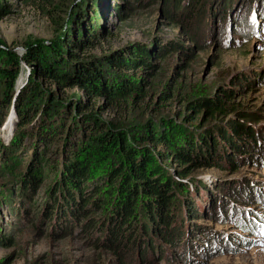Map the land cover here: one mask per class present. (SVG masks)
I'll return each mask as SVG.
<instances>
[{
  "label": "rangeland",
  "instance_id": "rangeland-1",
  "mask_svg": "<svg viewBox=\"0 0 264 264\" xmlns=\"http://www.w3.org/2000/svg\"><path fill=\"white\" fill-rule=\"evenodd\" d=\"M205 1L188 21V7L168 18L173 5L166 7L167 0H0V69L6 66L19 73L10 106L0 109V141L7 147L15 144L9 148L7 162L2 163L4 158L0 156V264H264V233L257 229L242 231L238 222V208L245 210L244 216L250 222L264 216V147L245 148V161L238 158L236 169L224 171L228 165L216 163L222 168H199L181 178L179 173L188 166L183 167L172 158L164 160L162 155L170 151L167 146L147 140L149 131L164 123L193 130L205 115H198L196 120L190 102L222 95L225 88L234 91L235 108L260 115L252 126L264 134V23L260 35L250 29V24L258 21V14L252 12L253 3L264 12V0H226V6L225 0ZM115 4L123 7L124 16L118 14ZM89 30L95 37H88L80 47H65L68 53L64 57L70 59L71 67L95 65L113 84L128 78L135 89L127 98L94 96L80 86L58 83L46 74L34 76L33 73H41L38 62L32 66L25 62L17 67L10 64L12 57L35 53L50 59L56 45L61 47L60 42H76L78 31L87 34ZM169 42L183 53L155 56L151 60L155 69L149 73L107 62L111 57L119 61L138 47L156 52L159 43ZM30 79L45 93V98L54 96L68 117L66 128L52 144L41 140L44 105L31 123L19 127L17 102ZM234 118L221 117L211 124H226ZM74 121L100 126L96 131H84L80 126L70 134ZM107 129L127 137L140 156L151 152L156 166L172 174L179 184L190 185L189 197L196 212L190 219L184 205L182 209L178 205L175 212L179 224L184 225L178 230L181 238L190 237L192 245L186 239L172 247L164 246L159 238H154L153 243L159 242L160 250H148L142 255L140 251L145 250L140 246L126 243L125 249L124 245H116L119 240L106 244L105 225L114 218L118 202L117 184L113 189L110 179L122 160L118 152L105 162L94 158L88 184L91 196L86 202L95 197L93 187H102L94 199L99 200L94 202L97 208L89 203L85 206L86 215L70 222L69 213V217L64 213L68 207L73 208L75 201L69 197L60 198L52 213L54 187L69 155L67 142L79 140L84 146L93 147L90 132ZM247 155L253 158L246 159ZM195 183L202 186L196 188ZM218 195L225 197L226 202L220 205ZM143 214L139 208L136 221L131 222V226L146 225L144 236L136 234L142 241L152 227ZM122 227L126 230L130 222ZM118 248L124 249L122 255L116 252Z\"/></svg>",
  "mask_w": 264,
  "mask_h": 264
},
{
  "label": "trees",
  "instance_id": "trees-1",
  "mask_svg": "<svg viewBox=\"0 0 264 264\" xmlns=\"http://www.w3.org/2000/svg\"><path fill=\"white\" fill-rule=\"evenodd\" d=\"M204 1L205 0H167L166 3L168 5L166 7L173 5L172 14L168 12L167 17L172 19V17H176L177 12H179L181 8L188 7L190 15L187 20L190 21L193 14L199 12L201 7L203 8ZM207 1L209 3L210 0H206L205 2ZM226 4L227 2L225 0L224 5L226 6ZM253 5L255 9H253L252 12L254 11L258 14V22L264 23V12L262 7L260 5L257 6L256 2H254ZM114 7L120 16H124L122 15L124 14L122 6L115 4ZM213 14L215 18V12ZM259 25V23L258 25L257 23L250 24L251 31L256 30L258 35L262 33V29ZM75 35L76 33L74 32L72 38H74ZM77 36L76 42L71 41L66 44L65 41H63L60 42L61 47L56 45L54 48L55 53L50 56V59L42 58L41 55L40 57L38 53H35L24 57H12L10 64L17 67L21 62H25L32 66L33 62H38L42 67V69H40L41 73H33L34 76L37 74H46L49 78L56 80L58 83L80 86L94 96H104L116 100L127 98L131 94L130 91L135 89L128 78L122 79L118 84H113L107 79L102 70H99L95 65L71 67L70 59L64 57V55L68 53V49L64 50V48L80 47L81 44L83 45L86 43L89 38H94L95 34H93V30H89L87 34L83 31H78ZM179 52L183 53L180 48L172 42L163 45L159 43L156 52H153L147 47H138L131 51L129 56L121 57L119 61L111 57L107 59V62L111 65L117 64L119 67L128 70L142 68L149 73V70L155 69V65L151 62L155 56L165 57L168 54ZM8 68L9 67L5 66L0 69V91L3 90L2 94H4V97H0V109L10 106L12 102V89L19 75L18 72H13ZM260 76L262 75H258V77ZM35 86L37 85L30 79L18 98L17 116L20 121L19 127L31 123L35 119V115L39 112L40 107L44 105L42 108V116L45 121L42 125L41 140L45 143H51L53 140L56 141L59 139L57 136L66 128L68 117L67 115H63L64 111L61 109L62 106L58 104L54 96L45 98V93L38 89L39 86ZM234 99V91L226 88L223 89L222 95L195 99L190 102V107L194 110L195 114V116L192 115V117L194 116L197 120L198 115L200 116V114L204 113L205 116L200 119L201 122L199 121L196 126H194L193 130H188L181 125L171 122L164 123L162 126L153 127L149 131L150 139L147 140L152 141L154 144L159 143L167 146L170 151L164 153V157L162 155L164 160L172 158L183 167L188 166L186 169L183 168L184 170L179 173L181 178H186L189 174L199 170V168H222L216 163H225V165H228V169L223 168L224 171L231 170L232 168L236 169L237 164L240 162L237 160L238 158L241 159V161H245L243 158L245 155V148L248 147L247 149H249L251 146V150H257L259 147H264V134L252 126L255 122L259 121L260 115L240 107L235 108L236 105L233 103ZM229 115H234L235 118L229 120L226 124H211L213 120H219L221 117H228ZM80 126L84 128V131L86 129L96 131L100 125L97 123L95 126H88L86 122L81 123L74 121V125L69 128L71 130L70 134L77 132ZM94 133L96 134L94 135ZM89 136V140L91 139L90 141L93 147H86L79 140L71 141V143H69V141L67 142L69 145V155L65 162L64 171L61 173L60 181L56 182V187H54L56 192H54L55 197L53 200L54 204L51 208L53 210L52 213L55 211L54 207H58L60 198L68 199L70 197L73 202L75 201L73 208L68 207L67 211L64 213V216H68L67 213H69L72 220L70 222L73 223L80 220L84 216L83 214L86 215L88 210H86L85 206L89 203L92 202L91 204L97 208L94 202H99V200L94 201V199L103 190L102 187L99 189L98 186L93 187V189L96 190L95 197L90 198V200L86 202V199L91 196L88 184L90 170L95 161L94 158L96 157L100 162H105L118 152L122 160L120 161V166L115 168L110 176L113 189L115 188V183L117 184L116 191L118 192V202L114 218L109 220L105 225L106 244L113 245L114 242L119 240L116 245H124L125 249H127V245H136L135 247L140 246L145 250L143 252L140 251L142 255H146L148 250H153L154 252L160 250L159 242L153 243L154 238H159L161 243H164V246L169 245L172 247L177 242L184 243L186 239L189 242L188 244L192 245L194 241L190 243V237L184 240L181 238L179 231L182 230L184 225L183 223L179 224V218L178 215H176L178 212L176 210L178 205L179 209H182V205L187 207L189 219L190 216L196 212L189 197L191 192L190 185H185L183 182L179 184L172 174L160 169V166H156L155 156L151 154V152L147 151L144 155L140 156L139 153L130 146L127 137L122 133L107 129L104 130V132H90ZM21 137L22 136H19L18 138ZM10 145L11 147H7L0 141V156L2 159L4 158L2 163L9 160L11 150L9 148L15 147V144L13 145L11 143ZM234 153L235 155L232 157ZM245 158L251 159L253 155ZM2 163L1 166H4ZM199 186H202V183L200 185L195 183L196 188ZM255 189H258V187L255 186ZM75 193H77V196ZM110 194H112V192ZM217 197L218 199L216 200H221L218 201L220 205L226 202L225 197L220 198L219 195ZM104 204L105 203H103L102 206ZM262 205L264 211V199ZM139 208L142 209V213L143 211L145 212L143 215H145V218L152 224V227L149 226L150 230L146 234L145 240L142 238L145 243H143L141 239L139 240V237L146 233L147 229L144 228L146 225L140 224V227H138V225L135 224L131 226V222L137 219V211ZM175 210L177 212H175ZM238 211L240 214V220L238 221L241 226L240 230H246V232H251L249 229L252 231L256 230L254 222H248L249 219L244 216L245 210L238 208ZM229 212L230 214L233 213L232 209ZM224 216L225 214L223 217ZM89 222L91 223V220ZM129 222L130 227H127L126 230H122V226L124 224H129ZM247 223H249V225H247ZM191 233L193 235L195 231ZM136 234H138L139 237L136 236ZM148 236L149 238H147ZM126 243L127 245L125 246ZM118 249L116 252L118 255H122L124 249ZM145 260H143V262Z\"/></svg>",
  "mask_w": 264,
  "mask_h": 264
}]
</instances>
